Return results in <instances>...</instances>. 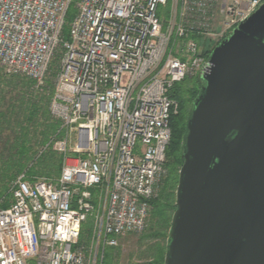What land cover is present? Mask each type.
<instances>
[{"label": "built area", "instance_id": "1", "mask_svg": "<svg viewBox=\"0 0 264 264\" xmlns=\"http://www.w3.org/2000/svg\"><path fill=\"white\" fill-rule=\"evenodd\" d=\"M0 0V68L46 88L63 136L58 178L20 174L0 200V264H105L140 235L167 175L170 97L264 0ZM93 190L99 192L94 196ZM94 219L92 242H80ZM135 264H145L142 262Z\"/></svg>", "mask_w": 264, "mask_h": 264}, {"label": "water", "instance_id": "2", "mask_svg": "<svg viewBox=\"0 0 264 264\" xmlns=\"http://www.w3.org/2000/svg\"><path fill=\"white\" fill-rule=\"evenodd\" d=\"M209 62L164 264H264V2Z\"/></svg>", "mask_w": 264, "mask_h": 264}, {"label": "trees", "instance_id": "3", "mask_svg": "<svg viewBox=\"0 0 264 264\" xmlns=\"http://www.w3.org/2000/svg\"><path fill=\"white\" fill-rule=\"evenodd\" d=\"M74 0L67 14L64 35L68 38L69 25L77 13ZM212 50L204 55L210 58ZM56 61L52 63L51 77L47 79L46 88L37 90L35 81L21 75H12L0 68V200H5L3 208L10 206L12 195L10 188L17 177L24 171L30 177L58 178L62 172V155L54 150L52 141L63 136L59 130L61 122L52 117L50 102L53 95L52 76L55 73ZM193 77L200 79V76ZM201 80V79H200ZM189 79L176 83L170 97L179 104V111L170 119L171 141L166 150V168L169 172L159 185V194L150 200L152 232L144 237L153 240L150 246L152 262L164 264L167 253L169 229L172 215L176 210V188L178 173L184 163L186 152V114L185 100L190 90ZM200 91H193V100ZM189 101V100H188ZM149 218V216H148ZM147 218V221H148ZM94 227L93 217H89L82 226L80 242L90 246ZM116 247H108L105 251V264H119L114 259ZM117 261V262H116Z\"/></svg>", "mask_w": 264, "mask_h": 264}, {"label": "rangeland", "instance_id": "4", "mask_svg": "<svg viewBox=\"0 0 264 264\" xmlns=\"http://www.w3.org/2000/svg\"><path fill=\"white\" fill-rule=\"evenodd\" d=\"M198 76H200V75H198ZM195 77H197V76H194V78ZM194 78L193 77L188 78L190 81L187 84V86L189 89L195 87L196 90H199L198 87L201 84L200 83L201 80L197 79V78L194 79ZM190 99L191 98L188 97V94H187V97L185 100V108H186V114L187 115L192 114V110H189V109H191L190 108L191 105H189L188 103H190L193 100H190ZM190 116H189V118H190ZM189 118H187L186 123L188 122ZM169 175L170 174L168 172L166 177L168 178ZM178 176H179V173H178ZM93 194H94V196H98L99 192L97 190H93ZM158 194H159V192L157 193V195ZM151 215H152V212L150 210L147 225H146V228H145L143 233H141L140 235H128V236L120 239L119 245L115 248V251L113 253L114 259L115 260L118 259L119 264H135V263H139V262H142L145 264H150V262L153 261L152 257L150 256L152 253L150 251V246L152 245L153 240H150L149 238L144 237L145 235L150 234L152 232V230L150 229V227L152 225ZM169 231H170V229H169ZM164 243L168 244V240H164Z\"/></svg>", "mask_w": 264, "mask_h": 264}, {"label": "flooded vegetation", "instance_id": "5", "mask_svg": "<svg viewBox=\"0 0 264 264\" xmlns=\"http://www.w3.org/2000/svg\"><path fill=\"white\" fill-rule=\"evenodd\" d=\"M200 83H201V84H200V86L198 87V88H199L198 91L201 92L204 83H203L202 80L200 81ZM193 91H195V87H194V88H191V89L188 91V93H187V94H188V97H190V98L192 97V93H193ZM199 94H200V93H198V95L193 99V101H191L190 103H188L189 105H191V107H190L191 109H189V110H192V108H193V104H194V101H195L196 98L199 96ZM189 112H190V111H189ZM167 173H168V171H167Z\"/></svg>", "mask_w": 264, "mask_h": 264}, {"label": "bare ground", "instance_id": "6", "mask_svg": "<svg viewBox=\"0 0 264 264\" xmlns=\"http://www.w3.org/2000/svg\"><path fill=\"white\" fill-rule=\"evenodd\" d=\"M227 37H228V36H227ZM227 37H225V38H227ZM225 38H224V39H225ZM224 39H223V40H224ZM223 40H222V41H223ZM216 47H217V46H215V47L212 49V51H213ZM211 53H212V52H211ZM210 55H211V54H210Z\"/></svg>", "mask_w": 264, "mask_h": 264}]
</instances>
